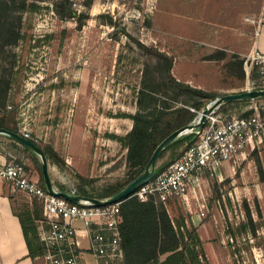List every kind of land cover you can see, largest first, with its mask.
I'll list each match as a JSON object with an SVG mask.
<instances>
[{"label":"rangeland","instance_id":"374dc122","mask_svg":"<svg viewBox=\"0 0 264 264\" xmlns=\"http://www.w3.org/2000/svg\"><path fill=\"white\" fill-rule=\"evenodd\" d=\"M57 1L27 0L33 7L21 15L17 43L0 52V89L8 85L5 113L19 134L27 131L29 139L52 145L64 162L70 126L64 117L72 118L69 114L77 105H86L87 143L78 171L91 175L86 178L90 182L83 185L68 167H58L59 174L50 178L66 190L75 182L88 197L104 195L131 172L124 148L105 144L103 138L111 128L104 117L135 112L145 73L156 83L170 85L165 82L163 61L151 52L172 58L170 74L175 80L222 96L245 91L244 59L261 45L257 31L258 24L264 25V13H215L217 0H69L74 11L88 15L81 28L74 20L57 16ZM161 87L164 91V84ZM165 91L162 97L171 105L208 101L187 90H176V96L169 88ZM246 106L243 102L222 108L240 112ZM184 143L170 148L159 163L177 158ZM4 150L36 171L39 157L0 135V151ZM254 151L230 162L226 171L206 177L188 192L186 201L167 205L172 218L182 216L188 228L195 227L201 239L197 247L201 264H264V149ZM111 160L115 162L110 178L105 176V165ZM47 162L50 169L52 163ZM14 194L27 198L21 191ZM29 237L35 247L33 236Z\"/></svg>","mask_w":264,"mask_h":264},{"label":"built area","instance_id":"2783aa9c","mask_svg":"<svg viewBox=\"0 0 264 264\" xmlns=\"http://www.w3.org/2000/svg\"><path fill=\"white\" fill-rule=\"evenodd\" d=\"M243 68L245 91H264V47L249 52ZM256 99L247 100V106L240 112H225L224 104L213 105L215 99L208 100L200 109L188 107L195 113L194 124L199 121L200 111L211 107L203 127L185 130L182 135L194 134V140L185 142L177 158L162 170L157 173L154 170L153 177L133 196L141 202L154 198L167 209L170 201H186L191 189L206 177L226 171L230 162L245 159L259 147L264 149V103ZM21 135L30 138L27 131ZM0 180L39 203L41 216L34 219L35 235L47 264H123L119 231L122 201L96 206L90 197L82 195L75 182L68 190L52 183L53 191H65L76 197L73 202L66 200L41 186L38 173L14 158L0 162Z\"/></svg>","mask_w":264,"mask_h":264},{"label":"trees","instance_id":"16d2710c","mask_svg":"<svg viewBox=\"0 0 264 264\" xmlns=\"http://www.w3.org/2000/svg\"><path fill=\"white\" fill-rule=\"evenodd\" d=\"M29 7H33V5L28 3L27 0H0V52L6 47L17 43L20 37L21 15ZM54 10L62 20H74L77 23V28H81L84 20L88 18L87 14L74 11L70 7L69 0L57 1L54 4ZM109 20L111 19L109 18ZM140 46L144 50L150 51L144 45ZM151 53L163 61L165 82H169L170 85L156 83L154 78H148L145 73L140 88L137 90L135 112L133 114L117 113L112 115L113 117H126L132 121L131 129L123 137L110 135V138L117 140L126 149L125 163L131 172L125 181L117 184L104 195H93L91 197L103 199L124 188L145 170L153 150L160 141L172 132L192 122L195 113L190 111L188 107L200 109L204 105L201 102H195L192 105H171L167 102V99H163L161 92L167 94L165 90L169 88L175 96L177 95L176 90H187L206 97V100H212L217 97L214 93L204 92L175 80L170 74L172 58L157 51ZM162 84L165 86L164 91H161L163 89L161 87ZM7 90L8 85L0 89V110L3 111L0 117V128L19 134L16 123L10 121V117L5 113ZM257 99H262L264 102V97ZM243 102H246V100L233 101L224 105L231 106ZM262 115L264 117V112ZM194 137V134H190L185 138L179 136L167 145L157 158L155 173L168 164H160L159 162L170 148L184 141L190 143L194 140ZM33 142L43 151L47 160L58 167H66L64 160L49 145ZM25 149L36 157L35 153L27 148ZM34 166L39 175L41 186L45 187L40 161H35ZM117 166L118 164L114 168ZM259 174L263 178L261 169H259ZM75 177L85 186L90 182L89 179L82 177L78 173H75ZM79 191L83 196L88 197L82 186ZM32 206L34 210L38 209V207L40 208L39 203L35 200H33ZM16 215L18 216L29 254L31 256L41 254L42 248L35 235L34 218H37V215L32 216L28 210H22ZM120 215L119 231L123 251V264H201L200 253L197 250L201 241L195 227L190 224L188 228L182 216L172 218L166 207L154 198L141 202L132 194L120 204ZM248 216L250 217V213H248ZM252 230L254 232V229ZM30 235L33 236V240L36 242L35 247H33V243L30 240Z\"/></svg>","mask_w":264,"mask_h":264},{"label":"crops","instance_id":"0c3cea01","mask_svg":"<svg viewBox=\"0 0 264 264\" xmlns=\"http://www.w3.org/2000/svg\"><path fill=\"white\" fill-rule=\"evenodd\" d=\"M218 6L215 13H225V14H235V15H244V14H262L264 13V0H217ZM240 22V20L238 21ZM264 25L258 24V33L257 37L260 38V43L254 47L251 51L257 48L264 47ZM76 106V105H75ZM78 109L74 108V113L69 114L72 118L64 119L70 124L68 127V136H67V151H63L67 162L66 167L70 169V171L74 173L80 174L84 178H90L91 175L83 174L78 171V165L80 164L81 156L84 154L83 147L86 145L87 140L85 139V124H86V105H77ZM71 110V109H70ZM133 114V112L126 113ZM103 116V115H102ZM104 117V116H103ZM105 122L109 124L110 131H107V135L105 138V144L107 146L113 147L114 144L119 143L117 140L110 138V135H117L118 128L119 132H122L120 137H123L132 127V121L126 117H113L106 116ZM66 121L64 122L66 124ZM126 125H129V129L126 130ZM85 143V144H84ZM120 144V143H119ZM121 145V144H120ZM55 152H57L56 148L49 145ZM122 146V145H121ZM64 147V148H65ZM123 147V146H122ZM124 148V147H123ZM124 151L126 149L124 148ZM62 159V155H59ZM112 156V153L109 155ZM15 156L10 153L4 151H0V162L8 161ZM64 160V159H63ZM115 160H111L110 163L106 164V175H113V170L111 166ZM125 162V158H124ZM52 165V166H51ZM50 165V174H59L58 166L55 164ZM126 165V163H125ZM90 172V170H88ZM112 180V179H111ZM60 189V188H59ZM62 190H66L65 188H61ZM68 189V188H67ZM84 189V188H83ZM15 190L11 189L10 185L2 180H0V264H47V261L43 257L42 253L31 256L29 254V249L26 244V240L24 238L22 228L16 215L18 212L22 210H28L32 216L37 215V218L41 216L40 208L34 210L33 209V200L28 198L20 199L17 195L14 194ZM36 219V218H34ZM199 237V236H198ZM200 239V238H199ZM201 241V239H200ZM83 245L86 246V240H83Z\"/></svg>","mask_w":264,"mask_h":264},{"label":"water","instance_id":"95a60500","mask_svg":"<svg viewBox=\"0 0 264 264\" xmlns=\"http://www.w3.org/2000/svg\"><path fill=\"white\" fill-rule=\"evenodd\" d=\"M259 97H264V91H260L256 89V90H251V91H243L240 93H231V94H226V95L215 97L213 105L225 104V103L239 101V100L247 101L249 99H256ZM210 110H211V107H204L200 111L199 121L197 124L190 122L188 125L172 132L171 134L166 136L162 141H160L158 145L155 147V149L153 150L145 166V170L141 174H139L135 179L129 182L120 191H118L117 193L113 194L110 197H106L103 199H97V198H91V197L88 199L96 206H105L108 204L121 202L128 196L132 195L143 183L147 182L149 179L153 177L154 170L157 166V158L159 154L163 151V149L167 145H169L172 141H174L176 138L181 136L185 130L194 129V128H198V130H200L203 127V124L205 121V115L208 114ZM0 135L6 136L16 141L19 145H21L24 148H27L28 150L35 153V155L39 157L40 163H41L43 182H44L45 188L50 193H53L59 197H63L66 200H69L72 202L75 201L76 197L66 193L65 191H57V192L53 191L52 180L50 178V172L48 169L47 159L43 151L32 140L27 139L18 133H15V132L3 129V128H0Z\"/></svg>","mask_w":264,"mask_h":264},{"label":"bare ground","instance_id":"6f19581e","mask_svg":"<svg viewBox=\"0 0 264 264\" xmlns=\"http://www.w3.org/2000/svg\"><path fill=\"white\" fill-rule=\"evenodd\" d=\"M128 129H129V125H126V130ZM116 130L119 132L118 128Z\"/></svg>","mask_w":264,"mask_h":264}]
</instances>
